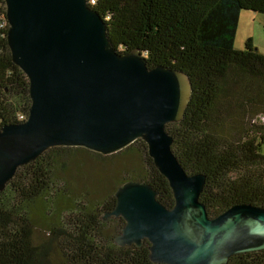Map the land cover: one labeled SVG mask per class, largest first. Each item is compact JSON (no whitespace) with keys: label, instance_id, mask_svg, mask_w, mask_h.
<instances>
[{"label":"trees","instance_id":"16d2710c","mask_svg":"<svg viewBox=\"0 0 264 264\" xmlns=\"http://www.w3.org/2000/svg\"><path fill=\"white\" fill-rule=\"evenodd\" d=\"M89 6L119 51L139 49L151 68L163 65L190 76L185 116L167 131L186 171L206 177L200 200L210 216L237 204L264 207V53L251 37L243 49L235 48L242 11L264 14V0H89ZM9 28L0 0V127L27 120L32 104L30 79L12 57ZM80 152L106 165L128 160L132 170L89 180L82 165L70 169L79 166ZM97 180L102 187L92 184ZM129 180L150 183L164 205L174 206L170 182L143 139L109 155L52 147L21 165L0 190V264H55L48 244L34 241L37 204L52 221L50 240L64 264H163L152 261L148 240L141 247L116 244L123 217L104 219L117 205V188ZM95 188L107 195L94 199ZM227 264H264V249L236 254Z\"/></svg>","mask_w":264,"mask_h":264},{"label":"water","instance_id":"95a60500","mask_svg":"<svg viewBox=\"0 0 264 264\" xmlns=\"http://www.w3.org/2000/svg\"><path fill=\"white\" fill-rule=\"evenodd\" d=\"M14 62L30 79L29 117L0 127V190L18 167L58 146L109 155L138 139L168 178L167 207L148 182L129 180L105 220L121 216L119 246L151 243L152 261L227 264L264 249V207L243 203L211 217L200 200L206 177L189 174L167 125L181 121L193 84L183 70L151 68L141 50L119 52L89 0H5Z\"/></svg>","mask_w":264,"mask_h":264},{"label":"rangeland","instance_id":"374dc122","mask_svg":"<svg viewBox=\"0 0 264 264\" xmlns=\"http://www.w3.org/2000/svg\"><path fill=\"white\" fill-rule=\"evenodd\" d=\"M250 37L254 39V43L257 49H259L262 53H264V14L244 10L242 11L241 17H240V24H239V28H238V32H237V36L235 40V48L238 50L243 49L245 46V42ZM119 52H122V51H119ZM263 152H264V148H263ZM107 161L108 163L113 162L112 159H108ZM138 161H140L141 163V158L138 159ZM77 162L79 163V166L71 164L70 166L71 171H75L76 169H79V168L82 169V166H83L84 171L89 173V176H88L89 180L93 177H97V179L101 181L99 177L103 176L104 174L116 175L118 172L124 169L126 170H124L123 172L132 170V169H129L130 168L129 165L131 164V162L128 160L122 161L126 163V165L121 164L119 160H116V159H115L116 165H113V163L106 165L103 159L91 153H87V152H80V156H78ZM98 180L92 182V184H96L97 186L102 187L103 185ZM92 184H91L90 192L94 190V187L92 186ZM95 193L96 195L94 196V199H100L107 195V192H105L103 188H95ZM32 216H33V223H34L33 237H34L35 243L48 244L49 248L51 249V253L53 255V260L55 264H64L58 252V246L55 243L52 244L50 240L51 235L49 233V230H50L52 221L50 217L47 215L46 211L43 209L42 204H37L34 207ZM111 223L112 225H115L114 222H111Z\"/></svg>","mask_w":264,"mask_h":264},{"label":"built area","instance_id":"2783aa9c","mask_svg":"<svg viewBox=\"0 0 264 264\" xmlns=\"http://www.w3.org/2000/svg\"><path fill=\"white\" fill-rule=\"evenodd\" d=\"M25 119V117L23 115L20 116V120H23Z\"/></svg>","mask_w":264,"mask_h":264},{"label":"clouds","instance_id":"9594fccd","mask_svg":"<svg viewBox=\"0 0 264 264\" xmlns=\"http://www.w3.org/2000/svg\"><path fill=\"white\" fill-rule=\"evenodd\" d=\"M26 121V120H25Z\"/></svg>","mask_w":264,"mask_h":264}]
</instances>
